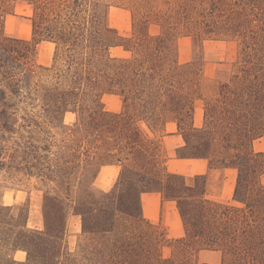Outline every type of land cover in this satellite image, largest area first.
Segmentation results:
<instances>
[{
  "label": "trees",
  "instance_id": "1",
  "mask_svg": "<svg viewBox=\"0 0 264 264\" xmlns=\"http://www.w3.org/2000/svg\"><path fill=\"white\" fill-rule=\"evenodd\" d=\"M13 1L0 0V172L12 185L35 182L41 226L28 225L30 191L0 203V264H211L194 261L202 249L219 251L218 264H264V149H253L264 138V0H19L29 39L3 31ZM111 6L129 12L126 34L110 25ZM185 38L193 48L181 60ZM208 41L236 46L212 86ZM41 42L53 45L49 65L36 61ZM169 122L182 139L175 156L206 160L207 173L166 167L157 134ZM106 165L118 173L102 190ZM226 168L236 173L228 201L208 195V172ZM143 193L173 203L179 237L145 216Z\"/></svg>",
  "mask_w": 264,
  "mask_h": 264
},
{
  "label": "rangeland",
  "instance_id": "2",
  "mask_svg": "<svg viewBox=\"0 0 264 264\" xmlns=\"http://www.w3.org/2000/svg\"><path fill=\"white\" fill-rule=\"evenodd\" d=\"M31 13L30 8L25 3L15 0L11 4L8 13L3 15V31L7 34L29 39L31 36V27L27 16ZM109 23L117 28L121 34H126L130 28V14L127 10L111 6L109 8ZM193 44L190 39L185 38L180 40V59L184 60L190 57ZM236 46L232 42L224 41H208L204 43L203 53L205 59L204 73L209 85H213L212 79L216 69L223 66L222 62L230 61L235 55ZM112 54H121L120 47L110 49ZM53 53V45L48 42H41L37 46L36 61L39 64L49 65ZM103 105L108 110H119L120 100L116 95L104 94L102 97ZM201 101L197 102V110L200 114V119L196 121L197 125L201 124L202 110ZM73 118L72 114L65 116L66 121ZM158 141L165 156V165L171 171H176L190 178L197 173H207L206 160L204 159H178L175 156V148L182 141L175 133L174 124L168 123L164 130L157 134ZM253 149L261 151L264 149V138L260 137L253 141ZM118 173L117 166L102 167L99 175L96 178V186L102 190H108ZM235 170L231 168L213 170L208 172V195L220 200L228 201L231 198L232 189L235 182ZM35 182H23L19 185H12L7 180L4 173L0 172V203L11 204L23 202L30 191V213L28 225L31 227L41 226V214L39 209V196L35 190ZM154 196V201L144 203L143 212L152 222L162 225L165 229L168 239L179 237L182 234V226L180 218L171 202H161L157 195ZM80 232L79 217L71 215L67 226V240L70 246H73L77 235ZM170 247H163V254L168 255ZM14 257L19 260L25 258L23 250H17ZM220 252L216 250L202 249L195 253L194 261L197 263L208 262L218 264L220 262Z\"/></svg>",
  "mask_w": 264,
  "mask_h": 264
},
{
  "label": "crops",
  "instance_id": "3",
  "mask_svg": "<svg viewBox=\"0 0 264 264\" xmlns=\"http://www.w3.org/2000/svg\"><path fill=\"white\" fill-rule=\"evenodd\" d=\"M202 110V109H201ZM200 114H199V112H198V110H197V106H196V109H195V114H194V123H195V125H197L196 124V121L197 120H199L200 118ZM169 123H172V122H169ZM168 124V123H167ZM172 124H174V123H172ZM174 127H175V124H174ZM178 137H180L178 134H176ZM180 139H181V137H180ZM181 141H182V139H181ZM178 159H194V160H198L197 158H178ZM106 166H115V165H106ZM103 167H105V166H103ZM149 195H157L158 196V200L159 201H161L160 200V197H159V195L158 194H156V193H143L142 195H141V200H142V205H143V209H144V203H143V200H144V198H145V202L146 203H150V202H153L154 201V196H149ZM150 219V218H149ZM151 220V219H150ZM152 221V220H151Z\"/></svg>",
  "mask_w": 264,
  "mask_h": 264
}]
</instances>
